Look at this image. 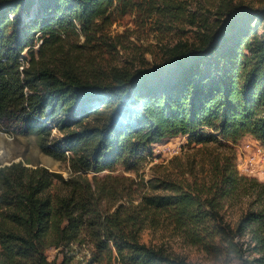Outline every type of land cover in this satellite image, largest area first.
Masks as SVG:
<instances>
[{
	"label": "trees",
	"instance_id": "1",
	"mask_svg": "<svg viewBox=\"0 0 264 264\" xmlns=\"http://www.w3.org/2000/svg\"><path fill=\"white\" fill-rule=\"evenodd\" d=\"M262 4L0 0V125L34 135L69 168L0 166V264H191L170 239L223 263L264 264V181L239 174L234 155L191 178L111 173L139 171L153 144L180 135L264 144ZM114 9L155 19L172 43L153 60L104 64ZM249 198L259 207H245ZM147 231L161 242L142 239Z\"/></svg>",
	"mask_w": 264,
	"mask_h": 264
},
{
	"label": "rangeland",
	"instance_id": "2",
	"mask_svg": "<svg viewBox=\"0 0 264 264\" xmlns=\"http://www.w3.org/2000/svg\"><path fill=\"white\" fill-rule=\"evenodd\" d=\"M202 1L214 3L217 0ZM236 1L245 5L262 7V1L264 0ZM258 33L264 35V20L258 26ZM102 34L104 43L101 45L102 52L99 53L98 59L108 66H129V61L136 63L138 61L137 58L141 55H145L146 59L153 60V55L155 53L160 55L163 48L172 43L174 38L173 32L162 33L155 23V19L145 17L136 9L127 10L124 13L114 9L111 18L103 27ZM84 42L85 37L80 35L79 43ZM108 43L114 44L115 48L107 46ZM84 50L89 52V47H85ZM249 138H251V135H246L238 144H242ZM172 147L177 148V154L171 155L170 150ZM228 153L232 157L234 155L236 166V145L232 149L227 145L216 143H210L206 146L196 145L189 143L187 136L180 135L161 143L153 144V156L147 159V163H144L139 171H126L118 166L111 173L114 175H130L135 178H147L153 174L169 175L179 179L182 177L191 178L192 175L196 174L198 176L204 175L210 169L213 157ZM13 161H20L29 166H45L51 171L61 172L63 176H68L69 174V168L66 163L59 162L39 150L34 135L17 133L9 130L4 125H0V166L8 165ZM107 172L104 171L100 175H104ZM257 179L258 181H264V178ZM259 205V202L251 198L247 199L244 204L245 207L252 209L258 208ZM237 208H241V206ZM239 211L237 209L236 214ZM142 239L146 242L151 240L156 243L161 242L157 235H153L150 231H147L142 236ZM165 243L167 249L184 257L191 264H242L240 261L223 263L215 260L196 247L183 244L179 239L166 240ZM46 254L49 259H52L56 254V250L49 249Z\"/></svg>",
	"mask_w": 264,
	"mask_h": 264
},
{
	"label": "built area",
	"instance_id": "3",
	"mask_svg": "<svg viewBox=\"0 0 264 264\" xmlns=\"http://www.w3.org/2000/svg\"><path fill=\"white\" fill-rule=\"evenodd\" d=\"M236 167L240 174L254 178H264V144L257 138H251L236 145ZM171 155L177 154L176 147L170 150Z\"/></svg>",
	"mask_w": 264,
	"mask_h": 264
}]
</instances>
